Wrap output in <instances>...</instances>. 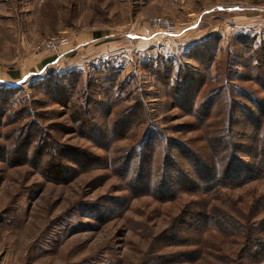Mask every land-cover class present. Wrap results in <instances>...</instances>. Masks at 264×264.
Returning a JSON list of instances; mask_svg holds the SVG:
<instances>
[{"label":"rangeland","instance_id":"rangeland-1","mask_svg":"<svg viewBox=\"0 0 264 264\" xmlns=\"http://www.w3.org/2000/svg\"><path fill=\"white\" fill-rule=\"evenodd\" d=\"M263 51L264 0H0V264H264V175L194 165L264 162Z\"/></svg>","mask_w":264,"mask_h":264},{"label":"trees","instance_id":"trees-1","mask_svg":"<svg viewBox=\"0 0 264 264\" xmlns=\"http://www.w3.org/2000/svg\"><path fill=\"white\" fill-rule=\"evenodd\" d=\"M263 54L264 53H262V55L260 56V58H263L262 57ZM263 62H264V60H263ZM193 75L194 74H192V75L190 74L189 76L188 75L181 76L180 74L177 75L178 79L181 81V83H178V89L180 91H183V90L190 91V90H193V88L194 89L196 88L195 89L196 90L195 92H196V96H198V95L201 94V89L199 88L197 81H194V79H192L193 78ZM61 76L63 77V75H61ZM61 76L58 77V79L61 78ZM65 77L66 76H64L62 79H66ZM55 87H57V85ZM58 90L59 89L56 88V91L57 92H58ZM16 91H18V90H16V89H5V91H4L5 93L2 96H0V104L2 105V107H8L10 104H12V102L15 100L14 98H15ZM194 95H195V93H194ZM206 97H207L206 100L204 102H201L200 105L202 107H206L208 109L207 110L205 108V111H209V112L211 111L212 112V108H213V105L212 104H214L215 96L208 94ZM67 104L68 103H66V105ZM194 106L195 105H192L189 110L192 111L194 109ZM136 107H137V105H135L134 108H136ZM255 108H256V110H258V113L260 115H262V116L264 115V109L262 110L261 107H259L258 105H256ZM6 111H7V109H6ZM3 112L4 111H1L0 112V116H4L3 115L4 114ZM74 116H75V113H74L73 117ZM128 117L130 118V116H127V118ZM79 122H82L81 129L90 130L91 129V126L93 127V125H91V123H86L84 121H79ZM250 122H253V124L259 122V125H257L256 128L258 129V131L261 130V128H262V121L261 120H258L256 116H254V115L251 116L250 117ZM120 125H121V127L124 126V130H126L127 127H128V125H130V123L129 122L128 123H125L124 122L123 124H120ZM131 125H132V123H131ZM90 132H92V131H90ZM25 141H26L25 143L24 142L23 143H20V146H18V148L16 150H18L19 148L20 149H24L25 150V153H27V151L30 150V148H31L30 147V144L32 142V134L30 133V131L26 134ZM177 146L180 147L181 145L178 144ZM231 147H232V145L230 146V148ZM181 149L184 150V147L182 146ZM0 151H2V150H0ZM215 151L217 153L218 152V149L216 148ZM232 152L233 151L231 150L230 153H229V155L228 154L227 155H224V157H223V155H220L219 152L217 154L215 153L216 159L212 162V164L209 163V162H206V161H201V160L195 161L194 160L195 168L197 170H199V172L202 171V172H200V175H199L200 178L203 181H205V180L212 181V180H216L217 179V182L218 181H223V180H229L230 183L242 184V183H244V182H246L248 180H252V179L258 178L259 176H263L264 175V162L263 161L256 162L255 165H249L246 162H243L241 159L237 158L235 155H232L231 154ZM182 153H183V151H182ZM184 153L187 154L188 151H184ZM74 155H77L78 157H81V154H79V153H76ZM35 156L38 158V154H36ZM149 158H150V155H149L148 159L146 158V156L145 157H142L141 162L144 164L145 162H147L149 160ZM151 158H152V156H151ZM211 166H213V168ZM54 167H56V169L58 171H62L61 169H63L62 166L60 165V163L59 164H54ZM215 168H218V169H220L219 171H222L219 176H218V173H216ZM141 177H143V176L141 175ZM176 179L177 178H175V177L174 178H169V182L170 183H172V182L175 183L176 182ZM210 184L214 188L220 186L219 185L220 182L216 186H214V184H212V183H210Z\"/></svg>","mask_w":264,"mask_h":264},{"label":"built area","instance_id":"built-area-1","mask_svg":"<svg viewBox=\"0 0 264 264\" xmlns=\"http://www.w3.org/2000/svg\"><path fill=\"white\" fill-rule=\"evenodd\" d=\"M150 24L154 27L162 31V33L166 36H173L176 33V29L173 24L169 21L161 18H153L150 20ZM69 45V39L60 38V39H50L43 42L38 48V51H46L51 54H59V51L67 47Z\"/></svg>","mask_w":264,"mask_h":264},{"label":"crops","instance_id":"crops-1","mask_svg":"<svg viewBox=\"0 0 264 264\" xmlns=\"http://www.w3.org/2000/svg\"><path fill=\"white\" fill-rule=\"evenodd\" d=\"M70 44H72V43H70ZM46 65V64H45ZM45 65H44V67H45Z\"/></svg>","mask_w":264,"mask_h":264}]
</instances>
